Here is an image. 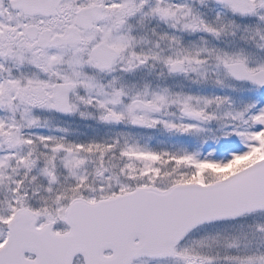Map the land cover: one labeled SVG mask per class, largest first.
Wrapping results in <instances>:
<instances>
[{
	"label": "snow or ice",
	"instance_id": "snow-or-ice-1",
	"mask_svg": "<svg viewBox=\"0 0 264 264\" xmlns=\"http://www.w3.org/2000/svg\"><path fill=\"white\" fill-rule=\"evenodd\" d=\"M0 264H264V0H0Z\"/></svg>",
	"mask_w": 264,
	"mask_h": 264
}]
</instances>
